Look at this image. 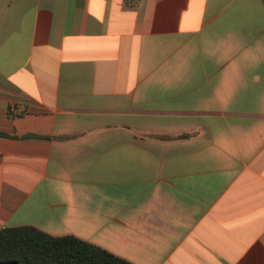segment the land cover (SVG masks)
<instances>
[{
	"label": "crops",
	"instance_id": "1",
	"mask_svg": "<svg viewBox=\"0 0 264 264\" xmlns=\"http://www.w3.org/2000/svg\"><path fill=\"white\" fill-rule=\"evenodd\" d=\"M132 264H264V0H0V232Z\"/></svg>",
	"mask_w": 264,
	"mask_h": 264
},
{
	"label": "trees",
	"instance_id": "2",
	"mask_svg": "<svg viewBox=\"0 0 264 264\" xmlns=\"http://www.w3.org/2000/svg\"><path fill=\"white\" fill-rule=\"evenodd\" d=\"M0 260L22 264H132L78 238L51 237L33 227L2 230Z\"/></svg>",
	"mask_w": 264,
	"mask_h": 264
},
{
	"label": "water",
	"instance_id": "3",
	"mask_svg": "<svg viewBox=\"0 0 264 264\" xmlns=\"http://www.w3.org/2000/svg\"><path fill=\"white\" fill-rule=\"evenodd\" d=\"M0 264H20V263H18L17 261H7V262L0 261Z\"/></svg>",
	"mask_w": 264,
	"mask_h": 264
},
{
	"label": "flooded vegetation",
	"instance_id": "4",
	"mask_svg": "<svg viewBox=\"0 0 264 264\" xmlns=\"http://www.w3.org/2000/svg\"><path fill=\"white\" fill-rule=\"evenodd\" d=\"M0 261L7 262V261H4V260H0ZM20 264H22V263H20Z\"/></svg>",
	"mask_w": 264,
	"mask_h": 264
}]
</instances>
